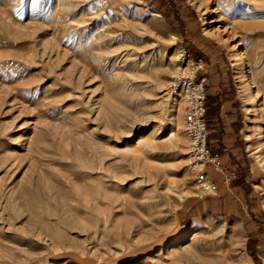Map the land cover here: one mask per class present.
I'll use <instances>...</instances> for the list:
<instances>
[{
	"label": "rangeland",
	"instance_id": "obj_1",
	"mask_svg": "<svg viewBox=\"0 0 264 264\" xmlns=\"http://www.w3.org/2000/svg\"><path fill=\"white\" fill-rule=\"evenodd\" d=\"M204 47L237 85L256 168L239 219L202 205L168 91L180 51ZM263 249L264 0H0V264H264Z\"/></svg>",
	"mask_w": 264,
	"mask_h": 264
},
{
	"label": "crops",
	"instance_id": "obj_2",
	"mask_svg": "<svg viewBox=\"0 0 264 264\" xmlns=\"http://www.w3.org/2000/svg\"><path fill=\"white\" fill-rule=\"evenodd\" d=\"M207 49L208 47L199 49L200 53L194 55L204 61L200 75L205 78V120L209 131L207 145L211 153L218 156L223 171L225 173L234 171L237 177L226 185L222 182L221 175L207 166L206 172L216 185V193L209 195L208 200H202V205L221 203L224 208L233 210L225 211L226 215L232 213L239 219V207L241 214H248L243 202L246 201V191L256 168L243 141L244 118L237 85L229 67L215 57L216 54L208 57ZM251 212L254 215L255 211Z\"/></svg>",
	"mask_w": 264,
	"mask_h": 264
},
{
	"label": "built area",
	"instance_id": "obj_3",
	"mask_svg": "<svg viewBox=\"0 0 264 264\" xmlns=\"http://www.w3.org/2000/svg\"><path fill=\"white\" fill-rule=\"evenodd\" d=\"M177 60L179 65L171 76L168 91L182 103L189 169L194 174L196 186L200 195H213L216 193V185L206 172L207 166L219 173L222 182L226 185L235 180L237 174L234 171L225 173L218 156L211 153L207 145L209 131L205 120V78L200 75L204 67L203 59L192 57L182 49Z\"/></svg>",
	"mask_w": 264,
	"mask_h": 264
}]
</instances>
